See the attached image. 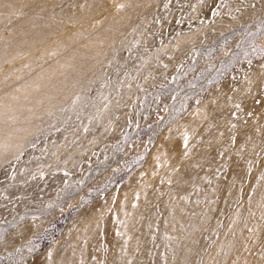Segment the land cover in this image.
<instances>
[{
	"label": "rangeland",
	"instance_id": "obj_1",
	"mask_svg": "<svg viewBox=\"0 0 264 264\" xmlns=\"http://www.w3.org/2000/svg\"><path fill=\"white\" fill-rule=\"evenodd\" d=\"M0 264H264V0L0 1Z\"/></svg>",
	"mask_w": 264,
	"mask_h": 264
},
{
	"label": "bare ground",
	"instance_id": "obj_2",
	"mask_svg": "<svg viewBox=\"0 0 264 264\" xmlns=\"http://www.w3.org/2000/svg\"><path fill=\"white\" fill-rule=\"evenodd\" d=\"M0 1H3V0H0ZM14 45V44H13ZM17 47H18V45H17ZM26 52V51H25Z\"/></svg>",
	"mask_w": 264,
	"mask_h": 264
}]
</instances>
